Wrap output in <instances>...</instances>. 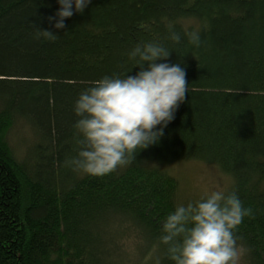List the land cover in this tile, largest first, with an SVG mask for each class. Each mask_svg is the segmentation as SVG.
Returning a JSON list of instances; mask_svg holds the SVG:
<instances>
[{"label":"trees","instance_id":"1","mask_svg":"<svg viewBox=\"0 0 264 264\" xmlns=\"http://www.w3.org/2000/svg\"><path fill=\"white\" fill-rule=\"evenodd\" d=\"M57 8L0 0V264H149L161 221L187 202L169 172L184 161L231 177L254 213L236 230L251 248L241 264H264V0H90L54 29ZM34 28L57 37L35 39ZM196 28L199 47L183 35ZM148 40L184 68V101L130 164L80 178L65 163L78 147L73 102L104 75H134L126 53ZM17 124L29 134L16 155Z\"/></svg>","mask_w":264,"mask_h":264},{"label":"clouds","instance_id":"2","mask_svg":"<svg viewBox=\"0 0 264 264\" xmlns=\"http://www.w3.org/2000/svg\"><path fill=\"white\" fill-rule=\"evenodd\" d=\"M52 28L82 12L90 0H56ZM166 39L181 42V33L167 25ZM35 39L55 40L47 29L34 28ZM188 44L199 47L198 28L184 30ZM170 47L160 40L135 43L126 56L139 70L134 75H104L82 89L72 105L76 154L65 163L80 178L104 176L131 163L135 154L157 144L189 90L180 63H169ZM161 61V62H157ZM146 65V66H145ZM158 126V127H157ZM234 190L213 186L195 200L176 203L160 224L149 264H241L251 248L237 234L244 217L252 218Z\"/></svg>","mask_w":264,"mask_h":264},{"label":"rangeland","instance_id":"3","mask_svg":"<svg viewBox=\"0 0 264 264\" xmlns=\"http://www.w3.org/2000/svg\"><path fill=\"white\" fill-rule=\"evenodd\" d=\"M23 124H17L14 131L9 134L8 140L15 154L21 153L20 142L25 140L29 132ZM169 172L179 184L178 196L180 200H195L202 192L213 186H223L228 188L231 185V177L213 164L197 161H184L173 164L169 167ZM119 232V237L127 234ZM122 234V235H121ZM117 243V240H115Z\"/></svg>","mask_w":264,"mask_h":264}]
</instances>
